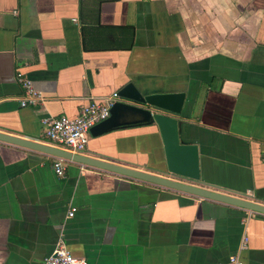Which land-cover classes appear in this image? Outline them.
Masks as SVG:
<instances>
[{
    "label": "crops",
    "instance_id": "0c3cea01",
    "mask_svg": "<svg viewBox=\"0 0 264 264\" xmlns=\"http://www.w3.org/2000/svg\"><path fill=\"white\" fill-rule=\"evenodd\" d=\"M18 70L41 104L21 105ZM128 84L184 94L192 184L264 206V0H0V132L54 146L45 119ZM79 155L172 177L155 124L90 133ZM54 160L0 142V264L60 242L89 264H264V214L71 160L61 177Z\"/></svg>",
    "mask_w": 264,
    "mask_h": 264
},
{
    "label": "water",
    "instance_id": "95a60500",
    "mask_svg": "<svg viewBox=\"0 0 264 264\" xmlns=\"http://www.w3.org/2000/svg\"><path fill=\"white\" fill-rule=\"evenodd\" d=\"M117 96L118 100L112 105L109 118L95 125L90 133L96 136L124 126H150L155 124L164 142L167 173L172 176L171 178L88 158L55 146L2 132H0V142L44 152L65 160L264 214V206L200 188L191 183L200 180L199 152L198 146L185 144L180 140L181 121L178 120V117L182 112L184 94L145 96L133 84H128L117 93Z\"/></svg>",
    "mask_w": 264,
    "mask_h": 264
},
{
    "label": "built area",
    "instance_id": "2783aa9c",
    "mask_svg": "<svg viewBox=\"0 0 264 264\" xmlns=\"http://www.w3.org/2000/svg\"><path fill=\"white\" fill-rule=\"evenodd\" d=\"M16 80L22 86L25 97L21 100L22 106H37L44 100L42 93L37 90L33 81L22 71L16 72ZM118 98L117 93L112 97L94 101L84 106L77 117L60 116L58 118H47L43 121L45 126V136L51 143L62 150L75 154L82 153L86 150L89 142L91 129L100 122L105 121L110 116V109ZM264 160V157H263ZM60 157H55L54 169L58 176H64L66 171V162ZM73 215V211L69 214ZM264 237V223H263ZM247 240L244 242L242 249H245ZM41 264H89L83 258L75 256L70 252L64 243L60 242L54 252L46 257ZM229 264H246L240 254L232 255Z\"/></svg>",
    "mask_w": 264,
    "mask_h": 264
}]
</instances>
